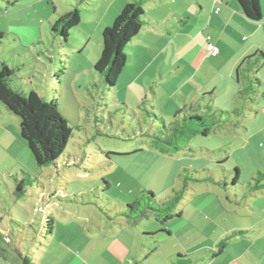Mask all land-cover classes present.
I'll return each instance as SVG.
<instances>
[{"label": "rangeland", "instance_id": "obj_1", "mask_svg": "<svg viewBox=\"0 0 264 264\" xmlns=\"http://www.w3.org/2000/svg\"><path fill=\"white\" fill-rule=\"evenodd\" d=\"M77 1L0 0V11H17L13 20L22 24L13 26L15 34L3 40L10 43L0 46V69L5 63L12 72L10 84L15 91L24 95L34 91L48 104H56L58 115L72 130L56 165L37 167L22 141L31 161L22 169L2 170L0 264H20L19 256H29L34 264H135L133 259L139 264H170V258L191 252L195 243L207 245L208 240L233 233L231 224L252 222L264 204V191L253 197L242 189L259 171L264 172L263 20L255 24L259 29L250 52L254 56L248 64L250 72L244 70L239 83L230 81L236 94L218 83L216 98L207 101L212 113L204 116L217 123L209 135L189 133V148L164 155L157 143L165 135L161 118L168 126L171 116L185 109L174 93L188 71L178 50L186 39L176 38L172 28L173 22L179 24L172 13L184 9L181 1L143 3L146 25L141 38L124 51L126 68L111 89L94 65L102 51L104 29L112 27L133 0H81L80 5ZM12 2L15 7L7 8ZM74 8L80 10L81 23L63 42L50 33V26ZM260 8L264 17V0ZM150 19L159 26L150 24ZM28 30L35 34L32 46L26 42ZM16 34L23 44L12 43ZM248 75L258 81L253 93H245ZM220 77L224 82L223 72ZM202 97L199 94L198 101ZM236 168L238 185L230 187ZM193 171L198 178L212 175L216 182L225 178L232 197L236 196L234 205L225 202L221 185L190 184L181 206L182 219L162 226L150 217L132 227L117 215L143 191L167 200L173 190L182 188L185 177L192 179ZM245 213L250 216L244 218ZM223 220L230 221L226 227ZM160 229L171 235L164 236Z\"/></svg>", "mask_w": 264, "mask_h": 264}, {"label": "trees", "instance_id": "obj_2", "mask_svg": "<svg viewBox=\"0 0 264 264\" xmlns=\"http://www.w3.org/2000/svg\"><path fill=\"white\" fill-rule=\"evenodd\" d=\"M146 0H133L126 5L118 17L115 18L112 27L104 29L102 33V51L98 62L94 65V71L102 79L105 87L111 89L116 85L119 76L126 68L127 56L124 53L126 48H130L133 41L141 36V31L146 24L144 21L145 12L142 8ZM83 1H77L80 5ZM242 15L251 22L260 23L262 20V11L259 0H236ZM81 23L80 10L74 8L63 15H59L54 25L50 26V33L57 36L63 42H66L71 30L78 28ZM0 36V40H1ZM39 41L35 45H38ZM264 58V54L261 53ZM254 56L244 59L239 67L236 80L240 82L241 72L246 70L248 73L250 62ZM12 72L6 65L0 69V103L4 110L10 115L16 117L19 121L20 136L29 149L31 156L39 168L56 165L58 160L64 154V150L71 136V128L67 122L58 115L57 105L48 104L37 93L31 91L24 95L15 91L11 87ZM254 79L247 76V87L245 93H253ZM258 82V81H255ZM209 94L203 95L200 101L190 104L189 114L184 110L178 111L171 116L168 126L164 123V116L161 118L162 128L165 135L157 139L161 146V154L169 152H178L189 148L187 146L190 134L196 136H208L211 129L217 124L206 120V114L212 113V108L207 104ZM146 102V101H145ZM224 113V112H223ZM150 115V113H146ZM235 175L231 178L230 187L238 185L240 171L236 168ZM192 179L187 177L183 179V185L180 190H173V194L165 201L156 199L152 192L143 191L142 196L133 203H129L117 213L123 217L132 227L138 226L150 217L164 226L170 220L181 217L180 205L190 189V184L216 183L224 187L225 193H229V186L223 180L215 181L212 175L207 178H198L196 172H191ZM21 185H17V191H21ZM245 194L254 195L257 192L264 191V172L259 171L252 183L246 185L242 190ZM229 199V198H228ZM53 222V220L51 221ZM159 233L169 237L171 233L168 230L160 229ZM243 232H236L233 235H239ZM149 236L151 234H144ZM227 236L218 244L219 251L213 250V253H220L226 246ZM4 236L0 235V240ZM20 264H34L29 256H19ZM136 262L135 264H139ZM191 260L185 256L177 255L171 259L170 264H190Z\"/></svg>", "mask_w": 264, "mask_h": 264}, {"label": "crops", "instance_id": "obj_3", "mask_svg": "<svg viewBox=\"0 0 264 264\" xmlns=\"http://www.w3.org/2000/svg\"><path fill=\"white\" fill-rule=\"evenodd\" d=\"M180 1L184 9L177 11V14L172 13V16H176L179 22L178 26L174 25L173 22L172 28L176 31V34H174L176 38L183 37L186 39L185 43H182L178 50L179 55L185 59L184 66L188 71L186 72L183 84L177 87V89L175 88L174 93L182 98L184 103L183 108L185 109L187 104L198 101L199 94L206 95V93L212 90V93L208 96V100L216 98L215 94L218 90V83L224 84V89H232L234 96L236 88L231 87L230 81L232 79L236 81L239 67L245 58L251 56L250 52L254 50L255 45L253 42L255 41L259 26L257 27L255 25L257 23L249 21L242 15L236 0H204V2L195 0L197 5H200V8L196 7V3L193 0ZM260 2L261 0H259ZM11 7H15L13 2L10 5L7 4V8ZM87 12L92 13L93 11ZM1 13L5 16H2ZM15 13H17L15 10L13 12H8V10L0 11L1 47L6 45L7 42L8 44L10 43L8 39L5 43L3 40L7 34H15L11 30L15 28L13 26L18 25L17 27H19L22 25L13 20L12 16ZM262 20L264 22L263 14ZM155 22L154 19H150V24L159 26ZM162 29L164 28L162 27ZM164 32L169 35L172 34L171 31ZM25 34L27 44L32 46L36 39L35 34H31L29 30ZM12 37V43L23 44L20 35H12ZM249 41L251 43H248ZM208 44L217 48L218 53L216 55L208 53ZM3 64L6 65L5 63ZM221 72L224 74V82L220 77ZM241 79L244 80V75L240 76V81ZM193 82L197 86L192 85ZM186 88L187 90H185ZM152 93L155 97V92L152 91ZM185 109H179L178 111H186ZM22 141L19 122L11 118L0 103V175L3 172L2 170H7V173L9 171L12 172L15 168L22 169L26 167L25 164L31 161ZM231 192L228 194L224 192L225 202L234 205L233 199H236V196L233 198ZM258 193L260 192L255 193L253 197H256ZM262 196L264 197L263 193ZM181 206L182 203L180 205L181 217L177 219L183 218ZM259 206H261V208L259 207L260 211H256L258 214L253 218L252 222H244L243 227L237 223L235 225L231 224L229 230H234L233 233L226 234L224 238L218 237L214 241L212 239L208 240L207 245L195 243L192 245L191 252L185 251V253H179L175 256L182 255L187 257L191 260L190 264H264V204ZM251 210L254 211L255 209L251 208ZM249 216V214H244V218H248ZM222 222L223 226L226 227L230 221L223 220ZM236 232L243 233L233 235ZM227 236L230 237L226 241L225 248L220 253H213V250L219 251L218 244ZM206 246L209 248L208 251H206ZM133 260H135V263L137 262L136 259ZM163 264H168V262H164Z\"/></svg>", "mask_w": 264, "mask_h": 264}, {"label": "built area", "instance_id": "obj_4", "mask_svg": "<svg viewBox=\"0 0 264 264\" xmlns=\"http://www.w3.org/2000/svg\"><path fill=\"white\" fill-rule=\"evenodd\" d=\"M209 39V38H208ZM207 39V40H208ZM207 50H208V53L211 54V55H216L218 53V50L217 48H215L213 45L211 44H208V47H207Z\"/></svg>", "mask_w": 264, "mask_h": 264}]
</instances>
